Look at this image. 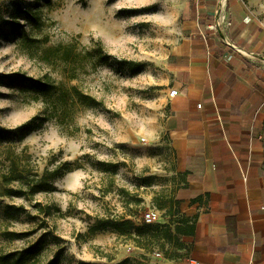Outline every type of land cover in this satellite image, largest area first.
Returning <instances> with one entry per match:
<instances>
[{
  "label": "rangeland",
  "instance_id": "obj_1",
  "mask_svg": "<svg viewBox=\"0 0 264 264\" xmlns=\"http://www.w3.org/2000/svg\"><path fill=\"white\" fill-rule=\"evenodd\" d=\"M220 1L0 0V129L9 130L0 131V254L25 249L40 236L45 243L36 264L56 251L58 264H145L153 254L174 253L169 243L153 241L145 251L111 228L90 229L119 218L138 225L149 210L158 213L159 224L169 221L168 198L179 176L163 131L165 81L174 47L190 32L191 12L198 13L203 37L224 43L223 35L237 48L225 44L226 53L242 57L248 81L252 70L264 82V0H225L219 11ZM34 10L41 18L30 26L24 11ZM3 21L19 23L38 43L27 45L20 29ZM97 42L109 58L93 67L95 58L84 53ZM69 44L80 53L74 63L62 59V48L44 53ZM34 80L75 86L100 106L36 102ZM258 103L250 138L259 147L264 178V91ZM63 162L75 168L55 179L51 192L3 195L1 174L15 163L40 175ZM36 205L60 212L46 216Z\"/></svg>",
  "mask_w": 264,
  "mask_h": 264
},
{
  "label": "crops",
  "instance_id": "obj_2",
  "mask_svg": "<svg viewBox=\"0 0 264 264\" xmlns=\"http://www.w3.org/2000/svg\"><path fill=\"white\" fill-rule=\"evenodd\" d=\"M191 15L190 32L171 53L163 131L174 174L181 175L173 199L180 201L179 214L196 216L195 231L174 253L145 254L144 262L264 264V178L250 138L264 82L252 70L248 81L242 57L203 37L198 13ZM170 89L177 94L169 97ZM198 196L200 204L190 202Z\"/></svg>",
  "mask_w": 264,
  "mask_h": 264
},
{
  "label": "trees",
  "instance_id": "obj_3",
  "mask_svg": "<svg viewBox=\"0 0 264 264\" xmlns=\"http://www.w3.org/2000/svg\"><path fill=\"white\" fill-rule=\"evenodd\" d=\"M30 26H35L41 18V12L24 11ZM3 24L8 25L10 30L21 34V39L27 42V45L31 46L38 43L35 39H30L19 23L6 22ZM64 50L62 53V59L70 62L79 57L80 53H76L71 45L65 47L49 48L44 51L47 55L58 54L60 49ZM93 51H86L84 54L89 56L90 59L95 58L92 66L96 67L100 64H106L108 55L103 53V48L100 43H95ZM32 89L34 94V101H47L53 100L52 105H66L71 107L73 104L78 103L80 105L95 107L100 106L94 98L81 93L75 86L64 88L62 84H52L49 80H34L32 81ZM65 107V110H67ZM30 123L24 124L18 129H27ZM2 133H9V130L0 129ZM105 165V164H103ZM18 165L15 163L12 170L8 173H2V185L3 195L6 197H19V198H31L36 194L47 193L53 190V181L61 177L65 173L73 171L75 167L67 162L60 163L51 170H43L39 175L36 172H27L24 169H18ZM184 174V173H183ZM180 177L181 175L178 174ZM16 186H10L11 184ZM170 203L167 209L169 221L166 224H135L131 219L119 218L116 220H104L99 221L98 225L91 227V231H98L104 228H111L117 235L124 236L131 240L137 248L148 251L153 241L155 244H159L163 247L164 243L172 244L175 249L183 247L182 237H191L195 231L196 216L188 217L183 214H179V200L168 198ZM191 203H201V198L198 196L190 201ZM37 211L43 215L49 216L54 212L59 213V209L56 207H50L47 205H36ZM173 208V210H172ZM172 210V211H171ZM15 237L21 236V234H13ZM56 239V238H55ZM45 243V236H40L34 243L30 244L25 249L19 251H13L9 253L0 254V264H36L38 257ZM60 253L56 251L52 259L46 264H58ZM164 256H169L165 254Z\"/></svg>",
  "mask_w": 264,
  "mask_h": 264
},
{
  "label": "built area",
  "instance_id": "obj_4",
  "mask_svg": "<svg viewBox=\"0 0 264 264\" xmlns=\"http://www.w3.org/2000/svg\"><path fill=\"white\" fill-rule=\"evenodd\" d=\"M169 97H173L177 94L176 90H169ZM141 222L144 224H155L159 222V215L156 211H146L142 214ZM155 256H159L156 254ZM186 264H198L194 259H187Z\"/></svg>",
  "mask_w": 264,
  "mask_h": 264
},
{
  "label": "bare ground",
  "instance_id": "obj_5",
  "mask_svg": "<svg viewBox=\"0 0 264 264\" xmlns=\"http://www.w3.org/2000/svg\"><path fill=\"white\" fill-rule=\"evenodd\" d=\"M224 6H225V0H221V1H220V6H219V11H220L221 9H223ZM221 39H222L223 42H225V43L228 44L229 46H232V45L230 44L229 40H228L225 36L221 35ZM232 47H234V46H232ZM234 48H235V47H234ZM235 49H237V48H235ZM238 51H239L243 56H245V57H250V54L246 53L245 51L240 50V49H238Z\"/></svg>",
  "mask_w": 264,
  "mask_h": 264
}]
</instances>
